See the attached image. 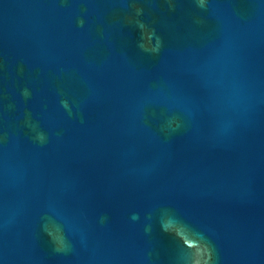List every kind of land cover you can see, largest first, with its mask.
<instances>
[{"label":"water","instance_id":"obj_1","mask_svg":"<svg viewBox=\"0 0 264 264\" xmlns=\"http://www.w3.org/2000/svg\"><path fill=\"white\" fill-rule=\"evenodd\" d=\"M0 264H264V0H0Z\"/></svg>","mask_w":264,"mask_h":264}]
</instances>
